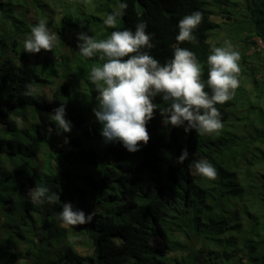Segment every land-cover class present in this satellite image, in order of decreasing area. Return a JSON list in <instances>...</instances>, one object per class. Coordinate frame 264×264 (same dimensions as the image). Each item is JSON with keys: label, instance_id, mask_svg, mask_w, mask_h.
I'll use <instances>...</instances> for the list:
<instances>
[{"label": "trees", "instance_id": "obj_1", "mask_svg": "<svg viewBox=\"0 0 264 264\" xmlns=\"http://www.w3.org/2000/svg\"><path fill=\"white\" fill-rule=\"evenodd\" d=\"M122 2L127 8L120 9L117 27L109 28L104 20L112 14V0H0V264H264V75L258 78L259 62L243 55L239 80H245L233 99L215 105L223 123L218 134H186V124L165 125L168 114L160 112L170 102L157 96L147 146L129 153L120 143L106 144L93 113L98 94L90 78L91 69L105 61L99 54L83 57L78 34L104 40L145 22L155 45L146 51L163 65L175 47L187 48L202 65L206 83L209 32L222 28L206 8L217 0ZM226 2L220 0L222 6ZM253 2L246 0L240 24L220 8L243 52L256 46L252 36L264 43L263 24L248 19ZM195 11L203 13L193 33L198 43L178 42L179 21ZM40 20L58 36L52 50L57 59L43 50L24 52V40ZM66 41L70 57L63 53ZM26 85L31 95H25ZM52 86L47 101L43 88ZM62 104L72 130L69 143L56 145L61 130L47 114ZM185 148L189 158L178 164ZM200 160L216 168L215 180L196 172ZM35 186L49 188L59 199L32 202L27 194ZM64 203L94 212L92 222L65 226L59 218ZM220 231L227 236L219 237ZM201 240L205 245L197 249ZM81 244L90 255L76 250Z\"/></svg>", "mask_w": 264, "mask_h": 264}, {"label": "clouds", "instance_id": "obj_2", "mask_svg": "<svg viewBox=\"0 0 264 264\" xmlns=\"http://www.w3.org/2000/svg\"><path fill=\"white\" fill-rule=\"evenodd\" d=\"M121 10L127 8V3L119 5ZM122 12L107 15L104 24L116 28ZM203 19V13L195 11L183 17L178 23V42L198 43L193 34ZM145 22L138 23L135 31H113L108 39L97 40L84 32L78 34L77 47L85 58H99L105 61L102 66L91 69V82L96 85L98 107L93 109L96 120L102 125L101 136L106 144L120 143L129 153L141 150V145L147 146L150 134L148 123L154 119L158 105L153 102L160 96L170 106L160 112H167L165 125L184 127L185 133L192 130L200 135L219 133L223 128L221 113L215 107L233 99L240 86L239 74L241 68L240 53L234 50L230 41H225L223 47H216L207 58L209 66L206 83L202 80V65L195 53L187 48L175 47L173 58L161 65L146 49H152L153 35L146 31ZM58 39L56 33L50 32L44 20L31 28L30 34L24 40V52L39 54L52 52ZM211 90V94L205 88ZM31 95V85H26ZM56 122L63 133L72 130L71 121L66 119L65 106L54 109L53 114H47ZM59 134V133H58ZM64 143L69 141L65 138ZM189 158L185 148L177 159L183 164ZM196 172L209 179L218 176L216 168L207 160H200L194 165ZM28 197L34 203H55L59 196L49 188L35 186L28 191ZM59 218L65 225L79 226L92 222L94 212L86 214L74 209L71 203H64Z\"/></svg>", "mask_w": 264, "mask_h": 264}, {"label": "rangeland", "instance_id": "obj_3", "mask_svg": "<svg viewBox=\"0 0 264 264\" xmlns=\"http://www.w3.org/2000/svg\"><path fill=\"white\" fill-rule=\"evenodd\" d=\"M261 2L262 1H260V0H254V2L251 5L250 13L247 15H248L249 20L254 19V20H256V23L259 22V20H260L261 23L263 24L262 26H264V13L261 14L262 9L260 8ZM225 4L226 5L222 6V4H220V0L219 1L217 0V4L216 3L215 4L209 3V5L206 7L207 10L212 12V16H211L212 21L214 23L222 26L221 29H216L213 32H211V31L209 32V43L211 44V48H212L211 54H212V51L214 48L223 47L225 41H230L234 50L238 51L241 55V59L238 62L240 66H241V62L243 60L242 59L243 55L246 58V60H248L250 62H254V61L259 62L261 68L257 74H258V78L262 80V78H263L262 75H264V53H263L264 52V43L261 41L260 38H256V37L252 36L251 39H252V41H254L256 43V46L250 45L249 48L243 52V50H244L243 43L239 40L238 37H236L235 31H232V33H229V31L227 30L230 27L231 20H227V18H226L228 16L227 14H221L220 13L221 12L220 8L222 6V8L226 11V13L234 14L236 16L235 23L240 24L241 21L242 22H244V21L242 19H239L238 15L244 13L246 0H228V2H226ZM235 4L237 5L238 8L236 6H233ZM111 9H112V13L120 11L118 0H115V2L112 0ZM244 35H249V33H246V34L244 33ZM70 47H71V42L66 41L64 43L63 53L65 55H68L69 57L71 55L70 54L71 53ZM49 53H50L51 57L57 59V57H54L52 52H49ZM257 53L259 54V56H257L258 55ZM242 78L243 77H241L239 80L240 83H243V80H245V79L242 80ZM55 83L53 84V86L58 84V83H56V84ZM53 86L49 87V88L48 87L43 88L44 89V97H45V100H47V101L51 100V94L54 90ZM87 87H89V86H87ZM245 87L247 88V90H249L248 84ZM96 94H98V93H96ZM91 96L93 97L94 94L90 95V97ZM97 107H98V103L94 105V108H97ZM2 109H4V108L2 107ZM19 110H21V109H19ZM66 119L68 120L67 117H66ZM42 120L48 121L49 118L47 119V118L43 117ZM68 135H69L68 133H63L61 131L60 136H58L59 138L55 139V144L58 145V142L64 141L65 138H68ZM3 218H4V216L0 217V222H2ZM225 236H227L226 233L224 234L222 231L219 232V237L224 238ZM215 238L216 239L218 238L217 237V231L215 232ZM79 241L82 242L83 240L79 239ZM204 245H205L204 241L201 240L200 246L197 249H201V247H204ZM223 246H226V242H223ZM76 250L81 255H90L91 254V249L88 248L86 246V244H83V245L81 244V245L76 246ZM227 250L230 251L231 248L228 247Z\"/></svg>", "mask_w": 264, "mask_h": 264}]
</instances>
